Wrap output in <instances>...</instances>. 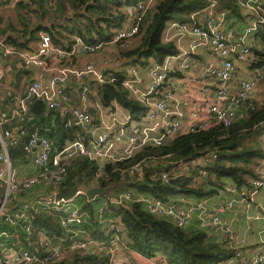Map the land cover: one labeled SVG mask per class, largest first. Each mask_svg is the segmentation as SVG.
<instances>
[{
    "label": "built area",
    "instance_id": "2783aa9c",
    "mask_svg": "<svg viewBox=\"0 0 264 264\" xmlns=\"http://www.w3.org/2000/svg\"><path fill=\"white\" fill-rule=\"evenodd\" d=\"M59 1L48 0V10L57 11ZM234 1L247 17L245 21L235 24L230 10L220 8V0H208V5L193 13L188 21H170L166 25L162 42L174 46L176 53L162 61L152 58L145 65L106 63L104 67L95 64L72 67L66 62L78 54L93 55L107 47L117 48L119 52L129 49L157 0L125 5L123 26L111 30L113 35L109 40L95 44H89L75 34L68 35L72 45L63 48L55 44L49 34L42 32L34 49L20 50L9 42L15 32L8 30L0 34V64L3 56L15 58L19 69L36 68L43 73L41 79L31 80L23 94L10 98L8 116L0 115V182L5 189L3 194L0 193V221L14 227L25 224V233L29 237L40 238L43 254L19 248L13 255H0V264H47L60 260L68 249L106 255L110 264H117L119 251L124 247L123 228L106 216L111 207L127 203H141L149 214L166 219L181 229L190 227L197 217L200 229L214 230L234 251L237 264H264V247L260 246L251 256H245L246 240L239 239L224 218V213L233 210L237 202L245 203L247 208L253 205L255 196L264 188V170L248 185L224 186V191L234 198L211 207L207 199L191 204L164 203L145 193L132 191H122L111 197L88 198L93 218L108 228L110 239L107 243L85 234L82 227L90 216L76 205L75 199L56 200V194L69 177L71 166L81 159L103 168L107 164L132 160L145 148L163 147L180 136L216 126L231 128L239 118L238 103L252 104L259 100L258 82L264 69V42L259 38V31L264 28V0ZM18 5L33 15V0H0V11ZM241 66L250 68L256 75L254 79H236ZM4 73L0 69V77ZM71 78L82 81L75 104L68 89ZM86 79L100 85L119 83L132 99L139 102L141 115L134 116L118 102L104 105L94 88L84 82ZM262 91L264 97V88ZM34 103L45 105L54 114L61 112L66 117L64 127H78L82 136L63 146L56 145L47 136L56 127V115L44 128H34L22 146L26 156L33 159L38 174L22 179L15 175L9 149L21 145V138L27 135L21 124L27 121L30 105ZM250 107L255 110L254 105ZM15 121L19 125L6 128ZM220 161L221 155L217 151L202 153L188 161H170L164 167L159 158L150 157L122 172L142 184L147 181L168 182L181 176H196L195 173L204 179L208 176V169ZM168 165H171L169 169ZM38 184L50 186L52 194L34 199L20 209L9 210V203L15 195L32 190ZM203 188L204 182L196 183L195 189ZM41 214L57 216L61 226L72 236L54 243L33 223L34 217ZM261 218L260 214L255 217L257 220ZM2 237H8V234L0 233V239Z\"/></svg>",
    "mask_w": 264,
    "mask_h": 264
},
{
    "label": "trees",
    "instance_id": "16d2710c",
    "mask_svg": "<svg viewBox=\"0 0 264 264\" xmlns=\"http://www.w3.org/2000/svg\"><path fill=\"white\" fill-rule=\"evenodd\" d=\"M33 1L35 4L33 15H29L25 8L19 5L15 11V17L20 25L10 21V24L8 23L3 29L4 31L11 29L15 32L9 42L20 50L26 49L33 39L37 40L40 32L49 34L53 42L63 48H69L72 45L68 35H79L89 44L107 41L113 35L111 30L121 28L125 22L126 14L123 7L135 5L142 0H60L55 12L48 10V0ZM207 5L208 0H157L156 5L143 22L138 36L134 39L133 46L120 50L116 62L122 66L145 65L152 58L162 61L165 57L175 54L174 46L162 42V33L166 25L170 21H188L193 13ZM220 8L230 10L235 24L247 19L234 0H220ZM34 15L37 18L36 22L32 21ZM1 21H3L2 17H0V23ZM31 24L35 26L32 27ZM259 38L264 42V28L259 31ZM10 72V75L13 74L12 83L16 89L20 87L19 83L22 81L20 74L30 75L29 69L22 70L16 66H12ZM263 82L264 80H261L260 84ZM88 84L97 90L104 105L110 106L113 102H118L134 116L141 115L142 107L139 102L132 99L119 83L100 85L96 82H88ZM26 88L21 93L25 92ZM243 104L247 110V117L231 128L216 126L211 130L180 136L163 147L145 148L132 160L107 164L103 168L81 159L71 166L69 177L61 189L73 186V182L79 178L80 182L86 183L87 186L95 183L94 188L109 189L119 186L111 196L122 191L142 192L164 203L173 202L171 199L176 196H194L205 199L218 195L224 187L213 184L214 182H208V188L191 187L194 176H181L168 182L147 181L142 184L134 182L122 171L150 157L159 158L164 167L170 161L174 163L188 161L209 151L219 152L222 160L227 159L231 163L261 157L258 150H240L238 144L242 139L257 131L262 123L264 124V99L256 100L252 104ZM251 105H254L255 110L251 109ZM30 111L43 119L44 117L48 119L49 116L50 119L55 115L52 112L47 117L45 105L40 103L31 105ZM56 125V131L61 136L59 146L82 136L78 127L65 128L60 115L56 119ZM18 147L23 150V146ZM208 170L220 178L231 180L237 187L249 184L246 175L250 172L241 167L217 164ZM98 174H100L99 177H97ZM82 208L90 216L89 222L82 227L85 234L100 242H109L110 233L107 226L93 218V209L87 203ZM106 218L117 221L123 228V246L131 247L146 257H154L159 253L165 256L167 264H226L235 257L234 251L224 241L211 240L207 233L199 229L178 228L166 219H159L149 214L141 203H127L121 207H111ZM34 223L41 226V229L53 239L54 243L72 236L61 226L59 218L55 215H38L34 218ZM38 248L34 251L42 255V247ZM45 257L46 254L42 259L45 260ZM47 264H110V261L106 255L99 256L80 249H68L60 260Z\"/></svg>",
    "mask_w": 264,
    "mask_h": 264
},
{
    "label": "crops",
    "instance_id": "0c3cea01",
    "mask_svg": "<svg viewBox=\"0 0 264 264\" xmlns=\"http://www.w3.org/2000/svg\"><path fill=\"white\" fill-rule=\"evenodd\" d=\"M34 3V1H33ZM35 5V4H34ZM19 7V5L13 9H3L0 11V17L3 18V21L0 23V34H4L7 32L3 29L6 27L7 20L11 18V21L18 23L17 18L15 17V11ZM51 12V11H50ZM33 21L36 19V15L33 17ZM38 35V39H40V34ZM71 41V38H70ZM112 52L119 53V50L117 48H105L104 50H101L97 54H78L68 62H66V65L72 66V67H82L87 64H95L99 67L107 66L106 63H110ZM117 55V54H115ZM3 56L2 62L0 64V69L2 72H5L0 77V85L2 84L3 79L6 77L7 74L11 73L9 69L10 65L13 67H18L17 60L15 58H7ZM117 63V62H116ZM30 75L32 76L31 79H41L42 78V72L39 69L32 68L29 69ZM256 75L253 73V71L245 66H241L237 72L236 79L239 78H246V79H254ZM12 77L13 74L10 75L11 83H12ZM89 82H94L91 79H86ZM84 80V82H86ZM264 80V69L261 74V79L258 82V91H259V101H262L264 99L263 97V84H260V81ZM82 82L80 80H77L75 78H71L70 84L68 86L69 93L73 95V104L77 103L78 101V88L79 83ZM88 83V82H86ZM13 84V83H12ZM14 86V85H13ZM261 89V90H259ZM97 97L99 98L98 92L96 89H94ZM24 93V92H23ZM23 93H14L12 92L8 96L0 97V115H6L8 116L10 113V110L8 108V102L10 98L13 95H19ZM33 105V104H31ZM30 105V106H31ZM47 117L52 112L45 106ZM238 121L240 122L244 120L247 117V110L244 108V104L239 102L238 107ZM56 119L58 115H60L62 122L65 121L66 117L63 116V114L60 112L59 114H55ZM54 116V115H53ZM52 116V117H53ZM50 117V116H49ZM48 117V119H49ZM52 117L48 120L46 117L41 118L38 115H34L29 110V116L25 123L21 124L26 131L27 135H24L21 138V144L25 143V141L28 138V135L34 130V128H44L47 126L52 120ZM19 125L17 121L6 125V128L13 129L15 126ZM57 125L53 132L48 133L47 136L54 141L56 145H59V139L60 134L56 131ZM67 142V141H66ZM65 142V143H66ZM22 146V145H20ZM238 148L240 150L244 149H255L258 150L261 153V157L253 158L249 161H240L237 163H231L227 159H221V161L218 164H221L223 166H237L241 167L246 171H249L250 173L246 175V179L248 183H250L254 178H258L259 174L264 170V128L263 126L260 127L257 131L253 132L251 135H249L247 138L242 139L239 144ZM9 155L10 159L13 162L17 164L16 167L13 165V170L15 172L16 177L26 179V178H32L35 177L38 174L37 167L35 166L33 159L28 158L21 147L18 148H10L9 149ZM196 176H194V179L192 181V187L195 188L196 183L203 184L204 182V188H208V182H214L213 184H218L220 186H236L231 180L226 178H220L214 174V172L209 171L208 176L204 179L197 173H195ZM206 183V184H205ZM5 189L3 184L0 182V193H4ZM52 188L50 186L44 185V184H38L35 186L32 190L29 191H21L17 195H15L12 200L9 203V210L14 211L16 209H20L22 207L27 206L32 200L39 199V198H46L52 194ZM80 196V195H79ZM85 196V195H84ZM78 197V196H77ZM234 198L233 195L227 193L224 191V188L220 190L218 195L207 197L205 199L209 200V206H214L218 203H223L226 201H230ZM239 200L240 197H237ZM88 197L85 196V200H83L81 203H77L76 199L74 202L76 205L80 206L81 208L85 203H87ZM204 198L200 199L194 196H176L173 199H171L174 203H184V204H191L196 203L200 200H203ZM253 205L250 208H247L245 203L243 202H237L234 206L233 210L227 211L224 213V218L229 222V224L232 226L235 234L238 236L239 239L244 238L246 240V246L243 248V253L245 256H251L258 247L263 246L264 247V188L255 196L254 201L252 202ZM260 214L262 215V218L257 220L255 217ZM35 218V217H34ZM89 222V220L87 221ZM34 223V219H33ZM36 225V223H34ZM25 224H21L18 227L10 226L5 224L3 221H0V233L6 232L8 234V237H2L0 239V255L2 256H10L13 255L19 248H25L30 250H37L40 247L39 245V237H29L25 233ZM39 228H42L39 225H36ZM188 228H194L199 229L205 233H207L208 237L211 240L222 242V238L219 234H217L212 229H200L199 228V220H197V217L193 220L192 224ZM117 264H167V260L165 256L161 254H157L154 257H146L139 253L138 251L132 249L131 247L124 246L118 254V261ZM226 264H237L236 260H231L227 262Z\"/></svg>",
    "mask_w": 264,
    "mask_h": 264
},
{
    "label": "rangeland",
    "instance_id": "374dc122",
    "mask_svg": "<svg viewBox=\"0 0 264 264\" xmlns=\"http://www.w3.org/2000/svg\"><path fill=\"white\" fill-rule=\"evenodd\" d=\"M36 20H37V18L33 21V22H36ZM11 21V18H9L8 20H7V22L5 21V23H6V25L9 23ZM13 22V21H12ZM10 24V23H9ZM18 25H20L19 23H17ZM31 26L33 27V26H35L34 24H31ZM22 27V26H21ZM38 37V36H37ZM38 41H39V39H37V40H35V39H33L31 42H29V46L26 48V50H28V49H34L36 46H37V44H38ZM133 43V42H132ZM133 46V44L131 45V47ZM130 47V48H131ZM109 48H111V47H109ZM25 49V48H24ZM105 49V48H104ZM103 49V50H104ZM112 49V48H111ZM114 49V48H113ZM115 54H117V55H115ZM119 54H120V52L119 53H114V52H112V56L110 57L111 58V60H110V63L112 64V65H114V63H116V58H117V56H119ZM88 55V54H87ZM89 56V55H88ZM117 64H118V66H122V64H120L119 62H117ZM263 65H264V63H263ZM12 69V65H10V67H9V69ZM20 76H22V81L19 83V85H20V87L18 88V89H16V87L15 86H13V84L11 83V78H10V73L9 74H7L6 75V77L3 79V81H2V84L0 85V97L2 98L3 96H8L9 94H11L12 93V91L13 92H15V93H21L22 92V90L25 88V87H27L28 85H29V83L31 82V75H25L24 74V76H23V74H20ZM86 82H89L88 80H86ZM92 86V85H91ZM263 88H264V85L262 86ZM259 90H261V89H259ZM262 91V90H261ZM262 127V126H261ZM263 128H264V126H263ZM13 165H14V167H16L17 166V164L15 163V162H13ZM171 165H168V167H170ZM88 187H91V188H94L95 187V183L94 184H89V186ZM83 200H85V196L84 195H80V196H78L77 198H76V202L77 203H81Z\"/></svg>",
    "mask_w": 264,
    "mask_h": 264
},
{
    "label": "water",
    "instance_id": "95a60500",
    "mask_svg": "<svg viewBox=\"0 0 264 264\" xmlns=\"http://www.w3.org/2000/svg\"><path fill=\"white\" fill-rule=\"evenodd\" d=\"M119 186L105 188H90L86 183L80 182V179H76L73 182V186L64 187L56 194V200L72 201L79 195H85L89 199H94L97 196L111 197L112 193L116 191Z\"/></svg>",
    "mask_w": 264,
    "mask_h": 264
}]
</instances>
